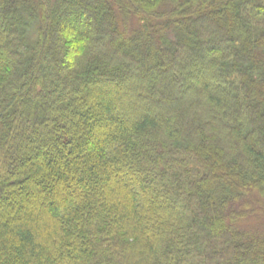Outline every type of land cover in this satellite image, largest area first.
<instances>
[{"label":"trees","instance_id":"16d2710c","mask_svg":"<svg viewBox=\"0 0 264 264\" xmlns=\"http://www.w3.org/2000/svg\"><path fill=\"white\" fill-rule=\"evenodd\" d=\"M0 264H264V0H0Z\"/></svg>","mask_w":264,"mask_h":264}]
</instances>
